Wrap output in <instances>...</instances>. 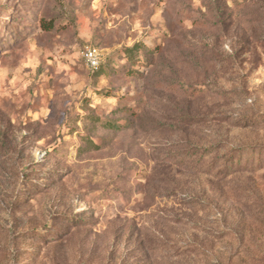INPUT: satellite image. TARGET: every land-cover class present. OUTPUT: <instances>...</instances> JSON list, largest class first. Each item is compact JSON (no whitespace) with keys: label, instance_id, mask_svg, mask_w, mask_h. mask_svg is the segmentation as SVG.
Here are the masks:
<instances>
[{"label":"rangeland","instance_id":"1","mask_svg":"<svg viewBox=\"0 0 264 264\" xmlns=\"http://www.w3.org/2000/svg\"><path fill=\"white\" fill-rule=\"evenodd\" d=\"M0 264H264V0H0Z\"/></svg>","mask_w":264,"mask_h":264},{"label":"built area","instance_id":"2","mask_svg":"<svg viewBox=\"0 0 264 264\" xmlns=\"http://www.w3.org/2000/svg\"><path fill=\"white\" fill-rule=\"evenodd\" d=\"M80 55L90 72H95L99 69L103 61L102 52L95 46L84 45L80 50Z\"/></svg>","mask_w":264,"mask_h":264},{"label":"trees","instance_id":"3","mask_svg":"<svg viewBox=\"0 0 264 264\" xmlns=\"http://www.w3.org/2000/svg\"><path fill=\"white\" fill-rule=\"evenodd\" d=\"M137 49H138V47L135 46V47H133L132 49H129L128 52L132 55L133 53L136 52ZM102 70H103V61H102L101 66L99 67V69H98L97 71H95V72H91V73H92V74H99Z\"/></svg>","mask_w":264,"mask_h":264}]
</instances>
